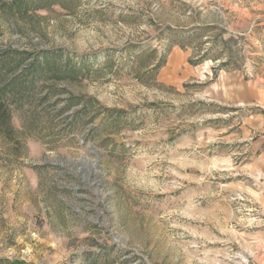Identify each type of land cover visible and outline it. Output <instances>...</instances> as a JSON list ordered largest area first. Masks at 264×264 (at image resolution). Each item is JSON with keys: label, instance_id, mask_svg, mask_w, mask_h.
Instances as JSON below:
<instances>
[{"label": "rangeland", "instance_id": "rangeland-1", "mask_svg": "<svg viewBox=\"0 0 264 264\" xmlns=\"http://www.w3.org/2000/svg\"><path fill=\"white\" fill-rule=\"evenodd\" d=\"M4 83L0 264H264V0H0Z\"/></svg>", "mask_w": 264, "mask_h": 264}, {"label": "trees", "instance_id": "trees-1", "mask_svg": "<svg viewBox=\"0 0 264 264\" xmlns=\"http://www.w3.org/2000/svg\"><path fill=\"white\" fill-rule=\"evenodd\" d=\"M9 84L4 83L0 84V126L6 133L10 136L13 131L11 125V113L9 107L8 98L5 96V91L8 88Z\"/></svg>", "mask_w": 264, "mask_h": 264}, {"label": "crops", "instance_id": "crops-1", "mask_svg": "<svg viewBox=\"0 0 264 264\" xmlns=\"http://www.w3.org/2000/svg\"><path fill=\"white\" fill-rule=\"evenodd\" d=\"M232 95L235 96L234 100L237 102H248L253 99V92L250 88H247V86H243L241 84L240 88H236L234 92H232Z\"/></svg>", "mask_w": 264, "mask_h": 264}]
</instances>
